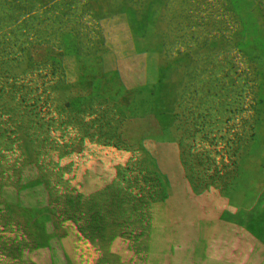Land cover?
Returning a JSON list of instances; mask_svg holds the SVG:
<instances>
[{"label": "rangeland", "instance_id": "obj_1", "mask_svg": "<svg viewBox=\"0 0 264 264\" xmlns=\"http://www.w3.org/2000/svg\"><path fill=\"white\" fill-rule=\"evenodd\" d=\"M61 180L140 197L69 245L31 185ZM3 239L7 264H264V0H0Z\"/></svg>", "mask_w": 264, "mask_h": 264}, {"label": "trees", "instance_id": "obj_2", "mask_svg": "<svg viewBox=\"0 0 264 264\" xmlns=\"http://www.w3.org/2000/svg\"><path fill=\"white\" fill-rule=\"evenodd\" d=\"M58 183V184H57ZM35 189H41V193L44 195L45 199L47 200V207L49 210V216H48V221H50V224L57 229V237L60 240H63V243L69 245H76L74 243H80L83 246H87V240L90 239L91 236L93 237H98L97 233L93 232L91 230L92 226H96V223L98 219L100 220L99 222H105V223H113L115 221L116 224H121L124 222L123 215L121 214L122 208L124 209L125 207L129 205L133 206L135 203L139 201V195L135 194L133 191H135V188H131L130 191H128V195H123L120 199V201L117 204L113 205V208L109 210H98L94 211V209L89 208L92 207L90 204V201L86 199V202L79 197L80 195L76 194L74 190L71 188L72 185H69L67 180H61V181H51L48 184H45V187H37V185L31 184ZM61 186L62 190L59 189V186ZM56 187L55 191L53 190ZM39 189V191H40ZM118 204H121V209L119 212H116V207ZM88 210H87V209ZM246 208V206H245ZM116 212V213H115ZM120 213V214H119ZM73 216L70 220L66 218V216ZM111 216L112 218H110ZM70 217V216H69ZM40 218L37 217L36 223L32 222L33 224L31 226L26 227L28 230L27 233L29 234L27 236V239L30 240L32 236H34L33 232H37L41 228V224L39 223ZM89 221V222H88ZM20 225V224H19ZM23 227L25 225L22 224ZM108 226V225H107ZM77 227H81L82 229H89L93 232L84 233L79 235L77 231ZM169 227H164L160 231L165 233V238L168 240V235L172 232V230ZM83 231V230H82ZM155 233L157 235V238H159V233ZM155 235V237H156ZM82 236V237H81ZM108 238H111L110 236ZM133 239V238H132ZM32 241V240H31ZM120 237L119 240L118 238H115L113 241L112 245L115 246H121L120 244ZM0 242L3 243V246H5L6 242L3 239V241L0 240ZM137 244L142 251H148L149 256L150 252L158 249V241H152V242H146L143 241L140 244H138V240L135 238L133 241H130V245H135ZM148 244V245H147ZM33 246H36V249L33 251H29V248H26V244H20L17 246H14L13 249H10L11 252L9 255L12 257H17L19 258V261H12L11 264H40L41 257L43 254L42 247L39 244H34L32 242ZM80 245V246H81ZM114 247V246H113ZM153 247V248H152ZM26 248V249H25ZM173 251L176 253L177 250L175 247H173ZM1 250V249H0ZM8 253L2 251L0 252V257L2 256L3 259L0 258V263L1 264H7L9 260V256L7 255ZM31 256V257H30ZM59 256V255H55ZM40 257V258H39ZM61 257V256H60ZM62 258V257H61ZM147 260V259H146ZM145 260V263H146ZM64 262V259L62 260L59 257H51L50 258V264H61ZM103 262V261H102ZM104 263V262H103ZM141 263V262H139ZM108 264V262H106ZM154 264V263H152ZM160 264H165V260H161ZM172 264V261H171Z\"/></svg>", "mask_w": 264, "mask_h": 264}]
</instances>
